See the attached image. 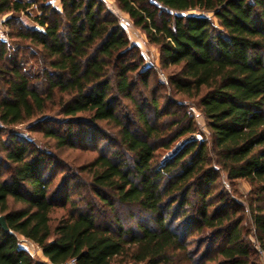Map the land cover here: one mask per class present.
I'll return each mask as SVG.
<instances>
[{
    "label": "trees",
    "instance_id": "16d2710c",
    "mask_svg": "<svg viewBox=\"0 0 264 264\" xmlns=\"http://www.w3.org/2000/svg\"><path fill=\"white\" fill-rule=\"evenodd\" d=\"M60 2L62 10L50 0H0V16L23 12L41 28L5 21L17 48L37 56L41 68L31 74L23 62L11 58L8 64L0 38V122L20 125L57 106L66 131L48 126L44 132L58 147L76 146L75 121L87 113L90 123L117 129L112 139L118 148L87 164L90 193L73 198L70 176L53 189L56 160L14 133L0 139V215L10 229L0 226V264H66L73 258L77 264H112L120 256L135 264H172L176 252L187 264H258V248L243 223L252 222L264 252V0H117L159 46L161 63L180 67L169 82L177 93L198 98L212 132L211 148L190 140L164 160L158 149L193 134V119L180 110L170 113V106L161 109L156 98L149 115L134 91L140 83L149 86L151 69L143 68L138 48L100 0ZM122 99L133 104V116L117 110ZM219 173L250 183L246 209L233 208L227 198L218 204L213 184ZM11 200L23 206L11 208ZM117 204L138 207L151 224L139 222V232L118 220L104 224L101 207L114 211ZM56 208L67 211L52 226ZM191 227L207 237L202 253L203 240L197 249L189 246ZM18 235L47 260L35 261Z\"/></svg>",
    "mask_w": 264,
    "mask_h": 264
},
{
    "label": "rangeland",
    "instance_id": "374dc122",
    "mask_svg": "<svg viewBox=\"0 0 264 264\" xmlns=\"http://www.w3.org/2000/svg\"><path fill=\"white\" fill-rule=\"evenodd\" d=\"M112 16L117 18L120 26L124 30L126 36L129 38L131 45L136 46L141 53L144 63L143 68H150L149 72V86L144 88L140 83L135 89V94L138 95L140 99L144 100L146 104L147 112L150 116H153L152 100L157 99L160 103L161 109L170 106V113L180 110V112H187L191 119H193L196 131L193 134H187L184 137L179 138L170 149H158L159 157L164 160L170 158L176 153L186 142L190 140L205 141L208 143L210 148L212 147V132L207 126V121L202 114L201 107L198 103V98H188L180 93H177L174 87L169 82V76L179 70L180 67L176 66H164L161 63V52L159 46L151 43L146 34L138 27L133 24V21L127 13L122 11L119 7L117 0H100ZM52 6L57 10H62L60 0H50ZM34 8V7H33ZM38 9L34 8L33 14H36ZM189 14H203L205 12L198 10H190ZM212 16V13H208ZM5 16V17H4ZM4 17L5 21L7 19H19L23 25L28 27L39 28L30 17L25 13H7L0 16V19ZM214 21L216 19L213 18ZM6 24V22L4 23ZM5 26V25H4ZM10 28L0 27V38L4 39L6 42V50L8 51L7 63L11 64L12 59H16V62H23L24 69L31 73L36 74L40 70V63L38 57L33 55L29 50H19L17 48L16 39L9 35ZM12 58V59H11ZM5 62V58H4ZM142 78V76H140ZM139 76L136 77L137 81H141ZM139 81V82H140ZM58 99V95H57ZM56 99V100H57ZM170 104V105H168ZM175 104V105H174ZM182 107H180V106ZM57 106L52 107L46 115L39 116L35 119L27 121L20 125L7 126L0 122V139H6L8 132L14 133L15 135L21 136L29 140L35 148L41 150L49 156V159L56 160L57 164L54 169V185L53 189H56L62 179L66 176H70L69 182V196L76 198L78 195H85L88 192L87 185L90 180L89 170L85 169L87 164H89L95 157L99 155L100 152H106L108 154L114 152L118 147L115 145L113 136H116L117 129L106 122H95L90 123L88 120V114H78L76 124L74 125V130L76 133V146H65L58 147L57 143L51 137H48L44 130L48 126H53L56 130L66 131L67 126H60V123L64 117L56 113ZM118 111L122 112L126 116L134 115L133 104L128 99H122ZM48 118L49 121L40 124L38 127H31L36 121ZM33 128L34 130H30ZM110 137V138H109ZM4 153L0 150V164H3L2 158ZM1 166V165H0ZM1 168V167H0ZM3 177L8 173L6 170H2ZM48 173V171H47ZM214 193L218 194V204L221 205V198H227L228 204L235 208L236 204L245 205L247 207V198L251 192V185L247 180L239 179L230 182L224 173H219V176L213 184ZM224 203V202H223ZM11 208H20L23 206L20 202L10 201ZM244 208L240 210L237 216H241L244 213ZM102 215L101 221L107 224L109 221L118 220L121 221L126 229H131L134 232H139L137 224L141 221L149 222V216L143 213L138 207L132 205H116V209L112 211L107 206L101 207ZM66 209L56 208L52 213V226L58 221L63 214L66 213ZM248 214V213H246ZM247 216V215H245ZM244 228L246 236L249 240L253 242L258 248V264H264V252L260 250L258 244H256V239L254 237V226L252 222L246 220L244 223ZM195 227H191L190 232L192 235L189 237V246L191 249H197L200 247V242L203 240V244L200 249V253L206 250L208 244L206 240V235L199 231H194ZM208 232V230H207ZM25 238L18 235V240L20 246L25 248L35 259V261H46L47 259L43 256L41 249L30 242V240H24ZM217 248V246L215 247ZM172 264H187L185 255L183 253L176 252L173 255ZM112 264H135L129 257L120 256L116 257Z\"/></svg>",
    "mask_w": 264,
    "mask_h": 264
},
{
    "label": "water",
    "instance_id": "95a60500",
    "mask_svg": "<svg viewBox=\"0 0 264 264\" xmlns=\"http://www.w3.org/2000/svg\"><path fill=\"white\" fill-rule=\"evenodd\" d=\"M0 226L2 227L3 230L10 231V229L7 225L5 216H3V215H0Z\"/></svg>",
    "mask_w": 264,
    "mask_h": 264
},
{
    "label": "built area",
    "instance_id": "2783aa9c",
    "mask_svg": "<svg viewBox=\"0 0 264 264\" xmlns=\"http://www.w3.org/2000/svg\"><path fill=\"white\" fill-rule=\"evenodd\" d=\"M28 1H31V0H28ZM33 7L37 9L36 4H34ZM1 24H2V22L0 21V25ZM66 264H77L76 258L70 259Z\"/></svg>",
    "mask_w": 264,
    "mask_h": 264
},
{
    "label": "crops",
    "instance_id": "0c3cea01",
    "mask_svg": "<svg viewBox=\"0 0 264 264\" xmlns=\"http://www.w3.org/2000/svg\"><path fill=\"white\" fill-rule=\"evenodd\" d=\"M5 17V16H4ZM4 17L2 19H0V21L2 22V24L0 25V27H5L6 28V25L4 24L5 23V19ZM5 25V26H4ZM24 240H27L26 238ZM29 241V240H28ZM31 242V241H30ZM35 244V243H34ZM22 247V246H21ZM25 249V248H24Z\"/></svg>",
    "mask_w": 264,
    "mask_h": 264
}]
</instances>
